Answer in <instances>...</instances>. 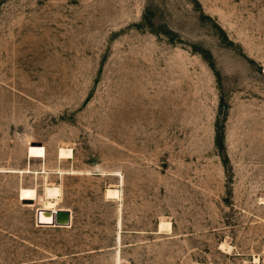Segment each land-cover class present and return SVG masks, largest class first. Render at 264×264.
Here are the masks:
<instances>
[{"label": "rangeland", "instance_id": "1", "mask_svg": "<svg viewBox=\"0 0 264 264\" xmlns=\"http://www.w3.org/2000/svg\"><path fill=\"white\" fill-rule=\"evenodd\" d=\"M254 259L264 0H0V264Z\"/></svg>", "mask_w": 264, "mask_h": 264}, {"label": "bare ground", "instance_id": "2", "mask_svg": "<svg viewBox=\"0 0 264 264\" xmlns=\"http://www.w3.org/2000/svg\"><path fill=\"white\" fill-rule=\"evenodd\" d=\"M44 195L48 200H57L59 197V187H46L44 191ZM105 196L107 198H113L120 199V191L118 189H107ZM110 200V199H109ZM53 210H38L36 213V222L42 223V225H51L52 223V214L50 213L55 211ZM44 223H50V224H44ZM254 264H256V259H254Z\"/></svg>", "mask_w": 264, "mask_h": 264}, {"label": "water", "instance_id": "3", "mask_svg": "<svg viewBox=\"0 0 264 264\" xmlns=\"http://www.w3.org/2000/svg\"><path fill=\"white\" fill-rule=\"evenodd\" d=\"M52 214V226L56 227H64L69 224V217L70 214L68 210L65 209H56L55 211L51 212ZM36 221V220H35ZM36 224L42 225L40 222H35ZM44 224H50V223H44ZM44 226H50V225H44Z\"/></svg>", "mask_w": 264, "mask_h": 264}]
</instances>
